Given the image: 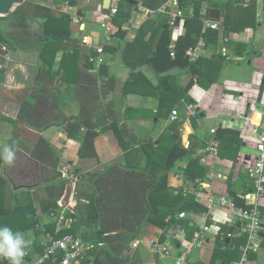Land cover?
I'll return each instance as SVG.
<instances>
[{"label":"crops","instance_id":"0c3cea01","mask_svg":"<svg viewBox=\"0 0 264 264\" xmlns=\"http://www.w3.org/2000/svg\"><path fill=\"white\" fill-rule=\"evenodd\" d=\"M117 1L120 0H112V4ZM134 1L136 8L131 20L123 28L127 32L125 38L118 37L119 27L113 23V18L110 19V9H104V0H25L14 5L11 12L20 5L31 11L34 3H37L53 9L57 14L66 13L70 16V23L62 25L57 21L55 27L69 29L70 35L47 47L50 55L54 53L52 70H57L59 77L51 82L50 89L42 93H39L44 88L39 74L43 63L40 51H9L3 45L8 54L0 53V69H5L4 74L0 73V150L12 145L11 140L14 139L17 159L11 168L0 166V172L15 191L37 188L51 182L47 181L52 177L49 166L32 155V150L42 136L51 140L60 156L61 167L67 166L72 171L79 170L87 175L112 165L146 171L144 169L149 165V156L159 160L166 157L165 153L170 147L168 144L173 141L169 136L173 135L176 139L180 138L186 147L195 145L194 160L212 141H216L214 147L219 152L218 156L208 153V163L200 160L198 168H193L197 170L196 177L189 178L186 173L192 158L179 162L169 178L174 195L180 191L190 201L195 200L205 207L211 193L233 198L231 192L236 191L242 195L248 188L251 191L248 194L253 195L255 186L249 171L258 155L256 143L264 127V0H221L244 8L252 1H257L256 26L247 25L240 30L225 32L226 13L232 16L234 26H239L241 16L247 18V15L232 8L231 4L226 9L224 3L221 11L216 10L219 15L211 17L218 23V28L213 29L220 34L218 38H213L211 44L204 41L203 58L207 60L200 69V74L192 73L189 68L173 69L170 72L174 76L172 86L178 88L181 94L177 91L174 94L165 91L167 100L162 99V94L158 91L149 93L152 91L137 87L127 88L126 91L123 89L125 81L130 77V70L123 60L128 42L150 26L152 18L165 14L156 12L154 15H146L137 9V5H144L145 0ZM164 4L173 9H181L179 0H166ZM0 17L5 15L0 14ZM33 24L38 27L37 22ZM160 32L161 27L157 24L147 32V40L154 39ZM184 33L185 20L182 19L179 27L174 29V40ZM99 47L105 49L106 60L100 67H96L89 57ZM138 71L144 72L155 85L161 86V75L150 65L139 66ZM111 77L117 78L116 87L112 91L105 88L104 92L103 84ZM55 96L57 105L53 103ZM28 101L34 104L46 120L59 123L41 130L21 120V108ZM191 106H194L196 114L192 113ZM174 109L179 112L177 121L170 119ZM83 114L100 131L95 138L96 157H81V140L68 136L67 127H70L73 119ZM72 116L74 118L70 119ZM112 120L118 121L121 126L125 125L129 133V137L125 138L127 148H123L111 130L101 131L102 125ZM221 130H226L227 133L219 140L217 134ZM84 131L85 129L83 133ZM213 173H223L226 178L215 177L209 181L212 188H205L199 198L195 193L198 180L207 181L208 176ZM217 181L225 183L227 187L215 190ZM159 196L158 201L163 202L165 208L169 207L171 198L164 201L166 196ZM76 204L74 193L69 205L75 208ZM178 204L182 205L183 200ZM258 205L264 224V195L258 198ZM187 213L188 217L184 219L178 216V220L186 224L175 223L181 226L183 232L172 238H167L163 230L145 221L141 235L137 238L145 242L125 251L127 264H178V257L182 252L180 239L184 236L190 238L198 225L205 221L211 225L210 232L194 248L189 261L182 264H228L230 260L241 258L247 240L244 241L239 221L221 220L219 230L216 223L206 216L207 212ZM226 213L228 210L219 208L214 215ZM222 228L227 233H221L225 232ZM224 236L232 243V252L227 256H221L216 248L218 239L220 241ZM150 239H165L168 254L157 253L150 244ZM250 264H264L263 244L259 251L250 253Z\"/></svg>","mask_w":264,"mask_h":264},{"label":"trees","instance_id":"16d2710c","mask_svg":"<svg viewBox=\"0 0 264 264\" xmlns=\"http://www.w3.org/2000/svg\"><path fill=\"white\" fill-rule=\"evenodd\" d=\"M34 1V0H29ZM166 0H145L144 5L157 9ZM181 4L182 18L185 20V33L174 40V28L169 24L168 15H158L152 18L150 26L139 33L133 40L128 42L123 60L130 70V77L125 81L123 89L137 87V89L150 90L155 93L160 92L162 99H166L165 91L174 94V91L181 94L178 88H174L172 81L174 76L170 73L173 69L189 68L192 73L200 74V69L204 65V54L197 61H191L186 55L189 47L196 45L203 38L206 43L211 44L213 38H218L220 32L207 27L204 29L201 10L203 4L207 2L209 13L222 10L223 4L226 9L231 7L245 13L241 16L239 26L232 24V16L226 13L224 20L225 32L236 31L245 28L247 25L256 26L257 1H252L248 7L244 8L235 3H227L221 0H179ZM239 6V7H238ZM136 8L134 0H120L118 12L113 17V23L119 27L118 37L125 38L126 31L123 28L129 23L132 12ZM240 13V12H239ZM251 18L253 19L251 21ZM70 23V16L66 13H56L53 9L34 3L31 11L24 5H20L13 12L5 17H0V44L6 46L9 51L31 49L40 51V58L43 61L39 71L40 80L44 86L39 93L50 89L51 82L59 77L57 70H52L54 53L50 55L47 47L58 42L61 38L69 37L70 31L64 27H55V22ZM37 22L38 27L34 26ZM157 24L161 27V32L151 40H147V32ZM175 42V57L171 55L170 45ZM150 65L159 75H161V86L155 85L153 81L138 67ZM51 66V67H50ZM4 74L5 69H0ZM60 79V78H59ZM103 84L104 92L113 90L117 84V78L111 77ZM102 87V88H103ZM163 87V89H161ZM185 94L187 90L184 89ZM55 94V92H54ZM104 94V93H103ZM106 94V93H105ZM178 97L177 95H175ZM176 97H173L176 99ZM179 98V97H178ZM56 96L53 98L54 105H57ZM128 115V114H127ZM19 118L35 127L36 129H46L58 121L46 120L39 110L34 107L31 101L23 104ZM74 117H70L73 119ZM2 118H0V121ZM95 124L83 116H78L67 127L68 136L81 140L80 156H97L95 150V138L100 133ZM83 129H85L83 133ZM112 131L123 148L128 145L125 138L129 133L125 125L121 126L118 121L112 120L104 124L101 131ZM226 130H221L217 134L219 140L226 135ZM173 140V146L163 160L153 159L149 156V165L146 171L135 168H123L119 165H112L104 170L82 174L79 170L73 172L79 176L75 189L77 204L74 208V216L77 221L74 223L71 232L80 234L85 240L96 244H102L95 251L96 264H127L125 251L133 246V242L141 235L142 225L147 223L155 225L157 228L166 231L167 226L183 223L178 216L181 212H196L204 214L207 208L198 204L195 200L190 201L182 192L174 195L173 188L169 184L170 174L177 168L179 162L190 157L191 164L186 173L189 178L196 177L200 158H193L196 152L195 145L186 147L180 138L169 136ZM14 139L11 140V144ZM32 155L51 169L52 177L48 178L44 186L15 191L11 189L9 180L0 172V224L4 218L14 215L21 216L20 222H16L13 230L21 231L27 237L26 229L33 228L34 235L39 236L42 231L40 227H52L44 221V215L53 209H58V201L63 195L67 180L62 177L61 160L55 150L51 140L42 136L32 150ZM250 189L246 188L242 195L238 192H231L234 201L240 208H250L247 204L246 194ZM165 195L164 201H168L169 207L165 208L163 202L158 201V196ZM160 197V196H159ZM186 197V198H185ZM183 200V204H178ZM170 218V219H169ZM180 218V217H179ZM181 219V218H180ZM14 223V222H12ZM190 223L187 224L189 226ZM221 233H227L224 230ZM245 240L247 236L243 235ZM30 239V238H27ZM217 251L221 256L230 254L232 243L218 239ZM264 245V239L262 240ZM225 247V249H223ZM228 261V260H227ZM233 261L230 260L229 263ZM228 263V264H229Z\"/></svg>","mask_w":264,"mask_h":264},{"label":"built area","instance_id":"2783aa9c","mask_svg":"<svg viewBox=\"0 0 264 264\" xmlns=\"http://www.w3.org/2000/svg\"><path fill=\"white\" fill-rule=\"evenodd\" d=\"M171 1V0H170ZM119 2L113 3L110 7V19L118 12ZM138 11L146 15H154L156 12L165 13L169 17V24L174 29L178 28L182 18L181 9H173L167 5H163L160 9L155 10L146 7L143 4L137 5ZM202 19L204 21L203 32L207 27L218 28V23L213 21L209 13L207 2L203 4L201 10ZM110 37V35L108 36ZM204 39L201 38L196 45L189 47L186 51V55L191 61H197L203 54ZM5 48V47H4ZM171 55L175 57V43L170 45ZM91 63L96 67H100L105 62V49L103 47L97 48L96 53H93L89 57ZM192 113L196 114L194 106ZM179 118L178 110L172 111L170 119L177 121ZM215 133V130L212 131ZM216 141L210 142L204 147L200 154V160L202 163H208V153H212L214 156H218L219 152L215 149ZM256 149L258 155L256 157L253 167L250 168L249 176L254 183L255 193L253 195L246 194L247 204L250 208H240L237 206L233 198L223 195L211 193L207 197L206 216L216 223V228L220 230L219 222L223 221H239L241 223L240 229L243 235L247 236V242L243 248V253L240 259L233 260L229 264H250V253L253 251H259L262 247V233L264 232L263 214L259 209L258 198L264 195V127L259 133L258 141L256 143ZM62 177L67 182H73V192L75 193L76 184L79 176L75 174L67 166L61 167ZM215 177L224 179L226 176L223 173L211 174L208 176L207 181L198 180V184L195 187V193L200 198L204 193L205 188H212L209 181ZM67 188L62 195V198L58 201V209H53L48 213L49 218L45 223L50 224L52 227H40L42 233L39 236L34 235L31 240V245L27 250V254L24 257V264H96L94 251L102 244H96L92 241L85 240L80 234L71 232L74 223L77 218L74 216V208L70 205L63 203L66 195ZM252 197L254 199H252ZM223 208L228 210V213L214 215L216 209ZM222 215V217H220ZM181 219L188 217V213L181 212L179 214ZM211 225L207 221L200 223L190 238L183 237L180 239L182 246V252L178 257V264H182L189 261V256L193 252L197 244H201L206 239V235L210 232ZM183 232L180 225H169L165 231L167 238H172L175 235ZM165 235V237H166ZM225 237V236H224ZM224 237L222 239L224 240ZM157 239H150V244L154 250L160 255L168 254V246L164 241ZM143 239H136L133 242V247H138L144 243ZM225 249V247L223 248ZM0 264H8V261L0 258Z\"/></svg>","mask_w":264,"mask_h":264},{"label":"clouds","instance_id":"9594fccd","mask_svg":"<svg viewBox=\"0 0 264 264\" xmlns=\"http://www.w3.org/2000/svg\"><path fill=\"white\" fill-rule=\"evenodd\" d=\"M16 159L15 144L0 150V166L11 168L15 165ZM31 243L23 232L13 231L11 227L0 224V258L7 260L8 264H24V257Z\"/></svg>","mask_w":264,"mask_h":264},{"label":"water","instance_id":"95a60500","mask_svg":"<svg viewBox=\"0 0 264 264\" xmlns=\"http://www.w3.org/2000/svg\"><path fill=\"white\" fill-rule=\"evenodd\" d=\"M24 1L25 0H0V14L7 16L12 11L15 4L22 3ZM111 4H112V0H104V3H103L104 9H107V10L110 9ZM180 7H181V4H180ZM218 15L219 13L217 11L211 12V17L213 18H216ZM4 50H5L4 46L0 44V53L8 54V51H4ZM72 192H73V182L70 181L68 183L67 192L63 200V203L65 205H69V200L71 198ZM191 199H193V196L191 197Z\"/></svg>","mask_w":264,"mask_h":264},{"label":"rangeland","instance_id":"374dc122","mask_svg":"<svg viewBox=\"0 0 264 264\" xmlns=\"http://www.w3.org/2000/svg\"><path fill=\"white\" fill-rule=\"evenodd\" d=\"M172 142L173 141H171L170 142V144H168L170 147H171V144H172ZM170 147L169 148H167V151H166V153H165V156L167 155V153H168V151H169V149H170ZM68 168V167H67ZM215 190H217L218 189V187H221V188H223V189H225L226 187H227V185L224 183H221V182H216L215 183ZM49 218V216H48V214L45 216V219H48ZM3 220V223L4 224H6L7 226H9V227H11L12 229L14 228V226H16L15 224H16V222H20V220H21V216H19V215H14V216H11V217H7V218H4V219H2ZM12 222H14V223H12ZM13 231H16V230H13ZM26 232H27V237L26 238H32L33 236H34V231H33V228L31 227V228H28V229H26Z\"/></svg>","mask_w":264,"mask_h":264}]
</instances>
